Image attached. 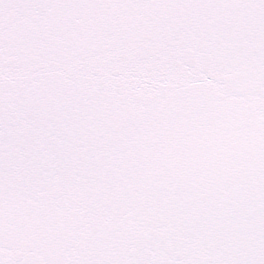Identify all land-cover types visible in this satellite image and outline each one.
<instances>
[{"label": "snow or ice", "instance_id": "6c2138e0", "mask_svg": "<svg viewBox=\"0 0 264 264\" xmlns=\"http://www.w3.org/2000/svg\"><path fill=\"white\" fill-rule=\"evenodd\" d=\"M0 264H264V0H0Z\"/></svg>", "mask_w": 264, "mask_h": 264}]
</instances>
